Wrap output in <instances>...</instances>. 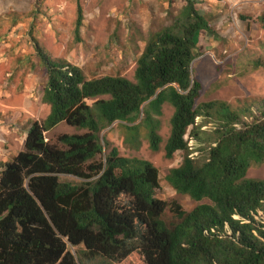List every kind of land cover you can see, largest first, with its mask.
I'll use <instances>...</instances> for the list:
<instances>
[{"label": "trees", "instance_id": "obj_1", "mask_svg": "<svg viewBox=\"0 0 264 264\" xmlns=\"http://www.w3.org/2000/svg\"><path fill=\"white\" fill-rule=\"evenodd\" d=\"M183 1L172 24L144 40L133 80L90 79L35 43L50 111L1 168L0 264H121L133 255L138 264H264V179L247 176L264 163V104L199 103L198 35L217 33L197 0ZM83 21L78 2L77 34ZM166 105L173 114L165 156H184L165 181L200 203L190 212L174 204L171 224L169 204L157 197L159 170L101 138L120 123L125 145L137 150L146 141L159 152ZM61 124L84 132L51 143L46 134Z\"/></svg>", "mask_w": 264, "mask_h": 264}, {"label": "rangeland", "instance_id": "obj_2", "mask_svg": "<svg viewBox=\"0 0 264 264\" xmlns=\"http://www.w3.org/2000/svg\"><path fill=\"white\" fill-rule=\"evenodd\" d=\"M84 21L76 33L77 5ZM199 11L210 21L217 37L198 35L194 76L202 85L199 103L225 101L234 109L264 104V0H197ZM185 5L183 0H0V173L2 166L24 149L27 131L43 121L50 108L42 102L46 73L39 65L35 43L52 59L80 67L88 78L107 75L133 80L136 62L150 33L170 26ZM256 111V109H254ZM159 152L146 141L139 149L125 145L122 124L115 123L101 134L118 148L121 156L150 161L160 173L157 197L169 204L165 221H175L174 204L190 212L200 203L178 195L165 181L172 168L181 165L183 153L165 156L173 109L163 111ZM200 123V120H197ZM61 124L46 134L56 143L63 134H81ZM190 147L194 141L186 137ZM194 153L192 156H196ZM248 178L264 179V163L252 167ZM204 203V202H203ZM133 255L121 264H138Z\"/></svg>", "mask_w": 264, "mask_h": 264}]
</instances>
